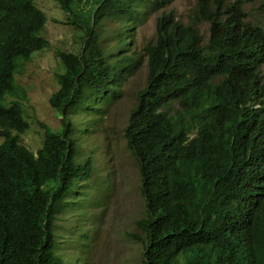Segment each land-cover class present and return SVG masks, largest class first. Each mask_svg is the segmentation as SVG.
<instances>
[{
    "label": "trees",
    "instance_id": "obj_1",
    "mask_svg": "<svg viewBox=\"0 0 264 264\" xmlns=\"http://www.w3.org/2000/svg\"><path fill=\"white\" fill-rule=\"evenodd\" d=\"M34 1L0 0V102L16 98L0 104V264H65L53 221L94 168L71 116L99 118L143 61L145 84L123 129L145 206L142 264H264V28L246 20L242 0L219 15L202 0L205 41L194 24L159 16L141 52L128 47L132 27L172 0H55L80 49L55 53L49 102L60 126L38 121L33 152L19 139L29 124L15 76L50 45ZM111 18L122 21L118 46H104L95 28Z\"/></svg>",
    "mask_w": 264,
    "mask_h": 264
},
{
    "label": "rangeland",
    "instance_id": "obj_2",
    "mask_svg": "<svg viewBox=\"0 0 264 264\" xmlns=\"http://www.w3.org/2000/svg\"><path fill=\"white\" fill-rule=\"evenodd\" d=\"M206 1L207 7L219 15L235 0ZM201 2L172 0L158 10L148 11L132 27L128 47L141 52L146 43L153 41L157 18L163 14H170L173 20L182 23L194 24L200 39L205 41L209 24L199 18ZM242 2L246 20L264 28V0ZM34 3L45 15L41 34L50 45L33 52L15 76L26 92V98L20 99V105L29 124L19 139L33 152L41 145L43 136L38 121L53 130L60 126V117L49 102L50 95L58 88L54 75L61 71L55 53L57 50L77 52L80 49V31L64 23L65 14L55 0H35ZM121 22L117 18L103 19L95 27L104 46H118L113 31ZM128 34L130 36V31ZM261 72L264 78V65ZM146 73L143 61L105 105L99 118L86 111L75 112L71 116L72 122L84 130L78 140L84 153L91 152L94 168L92 175L82 181L77 192L73 193L75 203H64L53 221L56 252L65 264H142L146 239L137 223L145 215V206L139 193L137 163L126 149L123 129L137 91L145 84ZM14 99V96L6 95L0 104L8 105ZM172 108H177V105H172ZM87 128L89 131H85ZM2 140L0 137V142Z\"/></svg>",
    "mask_w": 264,
    "mask_h": 264
}]
</instances>
